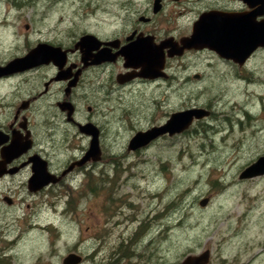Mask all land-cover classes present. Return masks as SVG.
<instances>
[{
  "label": "rangeland",
  "instance_id": "obj_1",
  "mask_svg": "<svg viewBox=\"0 0 264 264\" xmlns=\"http://www.w3.org/2000/svg\"><path fill=\"white\" fill-rule=\"evenodd\" d=\"M12 1L0 0V65L38 43L71 49L84 33L121 39L132 19L151 15L154 2ZM218 1L162 0L152 24L160 36L184 34ZM242 65L210 50L188 52L168 61V78L124 86L115 79L121 62L87 70L73 101L76 120L100 130V159L39 194L0 185V264H62L69 253L82 257L78 264H179L204 250L209 264H264V175L239 178L264 154V50ZM56 72L49 64L1 79L0 123L17 98L40 91ZM60 95L54 84L26 112L37 147L46 148L58 172L85 153L90 139L64 124L55 105ZM186 108L208 114L180 133L127 149L136 131Z\"/></svg>",
  "mask_w": 264,
  "mask_h": 264
},
{
  "label": "water",
  "instance_id": "obj_2",
  "mask_svg": "<svg viewBox=\"0 0 264 264\" xmlns=\"http://www.w3.org/2000/svg\"><path fill=\"white\" fill-rule=\"evenodd\" d=\"M250 7L257 8L251 11L226 13L217 10L202 12L193 22L191 32L179 40L172 37L158 43L153 41L152 36H137L133 34L126 38L127 43L120 45V40L115 38L101 41L92 34L81 35L71 49H63L58 45L38 43L30 48L23 56L10 59L4 65H0V76L16 72H22L40 65L52 64L58 69L54 80L66 79L72 75L70 72L74 63L63 69L67 62L68 51L79 50L80 61L87 65H96L103 61L114 62L118 56L124 58V67L132 70L117 75V81L124 83L134 77L155 79L163 74L165 59L183 54L185 50L204 49L214 51L218 55L243 64L246 58L257 48H264V19L257 20V16L264 14V0H244ZM160 0H155L153 11L159 8ZM102 46V47H101ZM111 48H117L111 52ZM80 69L73 74V79L68 83V88L77 81ZM63 106L68 107L71 113V105L67 101ZM208 112L202 108H186L174 111L160 124L152 125L145 130H138L131 137L127 149L136 150L149 144L152 140L164 135L172 136L187 129L194 119L206 116ZM80 132L90 136L89 145L85 153L76 161L71 162L61 174L68 172L74 165L81 166L89 160L100 159L99 129L93 123L79 124ZM14 141L5 151L11 153L18 151ZM28 144L24 146L27 148ZM23 148V149H24ZM22 149V150H23ZM32 175L29 179V187L32 191L55 181L45 167V161L39 156L33 157ZM264 175V154L244 167L239 173L240 179H249ZM208 198L200 201L205 206ZM209 250H204L197 255H187L181 264H207ZM82 257L75 253L67 254L62 264H78Z\"/></svg>",
  "mask_w": 264,
  "mask_h": 264
},
{
  "label": "flooded vegetation",
  "instance_id": "obj_3",
  "mask_svg": "<svg viewBox=\"0 0 264 264\" xmlns=\"http://www.w3.org/2000/svg\"><path fill=\"white\" fill-rule=\"evenodd\" d=\"M154 2H155V0H154ZM154 2H153L151 15L140 14V15L136 16V18L132 19L133 22H132V25L130 26L129 34H127L123 38L119 39L120 45L127 43L126 38L128 36H130L131 34H133V39L137 36L150 35V36H152L153 41L156 43H158L164 39H167L169 37H172L175 40H179L181 37L188 36L190 34L193 22L197 19L199 14H201L202 12H205V11L217 10V11L226 12V13H231V12L232 13H238V12L251 11L252 9L257 8V5L250 7L244 0H221V1H218L217 3H215L214 5L209 6L208 9L201 11L199 14H197V16L188 23L186 33L181 34V35H176V34L173 35V34H170L168 32V33H165L164 35L160 36L158 33H156L155 26L152 24V22H153L154 17L160 13V11L163 7V3H162V0H160L159 8L157 11L154 12L153 11ZM261 19H264V14L257 16V20H261ZM84 34H87V33H84ZM95 37H97V36H95ZM97 39H99V38L97 37ZM113 39H115V38H113ZM99 40H101V39H99ZM108 40H112V39L101 40V41H108ZM262 49L264 50V48H257L256 50H254L246 58V60L248 58H250L255 52H257L258 50H262ZM116 50H117V48H111L112 53L115 52ZM206 50H209V49L208 48H204V49H200V50L190 49V50H185L183 52V54H181V55L173 56V57H167L165 59L164 68L162 69L163 74L160 77L155 78V79L134 77L133 79L126 81L124 83H119L117 81V75L119 73H125L127 71H130L132 69L124 67V58L123 57L118 56L116 61H114V62L103 61V62L96 64V65L84 66V64L80 61L81 55H80L79 50H76L73 52L68 51L67 62L63 66V69L68 67L69 64L74 63L75 65L72 68V70L70 72H67V73H71L72 75H70V77H68L66 79L54 80V78L56 77V75L58 73V69H57L55 76L49 77V78H47V80L42 82L43 88L40 91H37L34 89V92L27 93V94H25V96L17 98L16 101L14 102L13 106H12L13 113L10 114V117H8V119H5L3 122L0 123V185L3 188H11V187L24 185V186H26L27 190L30 193L39 194L41 191H43L45 188H47L49 186H50V188L51 187H57L58 184L63 182V178L69 172H71L72 170L74 171L76 168H80V167L84 166V165H81V166L74 165L68 172H66L65 174H61L65 168H63L60 172L54 170L52 168V163L50 162V160L47 156L46 148L44 149V148H40L39 146L37 147V142L33 138L31 124L28 120V116H27L26 112L33 105L34 101L37 99H41L43 96H45L48 92V89L51 86H53L54 84H60V89H61L60 99L61 100L56 102L55 105L59 109V114H61L62 118H64V121H63L64 124L75 129V130L76 129L79 130V124L81 122L76 120V115H77L78 110H77V107L73 101V98L75 96L74 95L75 91L79 87L80 83H82V80H83L84 75L87 72V70L94 68V67L107 66L109 64L121 62L122 67H123V71L118 72L115 76V79H116L118 84L123 85V86L128 85L137 79H139L140 81L145 80L148 82H152V81H156V80L160 79L161 77H163L165 79L168 78V74L166 71V65L170 59H173L176 57L182 58L188 52H202V51H206ZM210 51H212V50H210ZM212 52H214V51H212ZM69 53H72V54L78 53V57H76L74 60H72L69 58ZM218 57H220L223 60H226L228 63L231 62L238 67L244 66V65L239 64L237 62H234L231 59H226L225 57H222L220 55H218ZM47 65H49V64H47ZM40 66H42V65H40ZM37 67H39V66H37ZM31 69L32 68L27 69V70L22 71V72H16V73L0 76V80L5 79V78L14 77L16 75L18 76L19 74H22V73L29 71ZM79 69H80V72H79L77 81L74 83L73 86L70 87V89H67L68 83L74 78L73 74ZM194 77L198 78L199 75L195 74ZM0 84H3V82ZM3 95H6V93H3ZM4 100H7V98H5ZM65 101H67L69 103V105H71V107H72L71 113H69L68 107L64 108L63 102H65ZM87 122H91V121L85 120L82 123H87ZM51 127H52V124L47 125V129H50ZM67 130L68 129H66L64 131L66 134L68 133V132H66ZM79 132H80V130H79ZM46 134L48 137L50 136V134L48 132ZM99 134H100V130H99ZM99 134H98V138H99ZM14 141L17 144L16 148H18V150L22 147L24 148V146L26 144H28V147L24 148V149L22 148L23 150L20 149L21 150L20 153H18V151H14L11 153L5 151V148L8 147ZM36 155L39 156L43 161H45L46 170L50 174L53 175L52 177L55 178V181H53V182L50 181L47 185H44V186L40 187L39 189L32 191L29 187V179L32 175V165H33L32 160H33V157H35ZM79 158L80 157L73 159L71 162H74V161L78 160ZM93 161H96V160H93ZM71 162H69V164ZM3 200L8 205H11L13 203V198L9 197V196H4ZM209 260H210V255H209ZM181 261L179 264H181ZM207 264H209V261Z\"/></svg>",
  "mask_w": 264,
  "mask_h": 264
},
{
  "label": "trees",
  "instance_id": "obj_4",
  "mask_svg": "<svg viewBox=\"0 0 264 264\" xmlns=\"http://www.w3.org/2000/svg\"><path fill=\"white\" fill-rule=\"evenodd\" d=\"M10 1H12V0H10ZM12 2H13V1H12ZM13 3H16V5H18V6H19V5H21V4H20V3H18V2H13Z\"/></svg>",
  "mask_w": 264,
  "mask_h": 264
}]
</instances>
